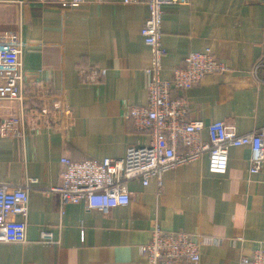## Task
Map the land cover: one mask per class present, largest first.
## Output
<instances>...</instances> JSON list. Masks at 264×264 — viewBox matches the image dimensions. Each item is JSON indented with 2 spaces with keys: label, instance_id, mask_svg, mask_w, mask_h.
Here are the masks:
<instances>
[{
  "label": "crops",
  "instance_id": "0c3cea01",
  "mask_svg": "<svg viewBox=\"0 0 264 264\" xmlns=\"http://www.w3.org/2000/svg\"><path fill=\"white\" fill-rule=\"evenodd\" d=\"M68 1L0 0V60L4 48H17L26 83L45 81L64 91L76 118L68 133L22 132L3 122L16 112L0 99V183L38 181L30 189L27 241H0V264H147L140 247L156 225L213 239L196 264H240L264 246V166L250 173L248 146L230 149L226 173H212L207 155L166 172L161 193L154 178L148 185L130 181V204L107 213L48 193L62 183V158H120L149 142L130 118L133 106L148 103L147 5L86 0L71 7ZM162 44L163 79L193 51L212 49L229 67L185 91L189 119L224 121L237 134L264 126L263 1L167 6ZM94 68L99 82H83L80 71ZM202 134L208 138L207 130ZM43 230L53 233V243L41 242Z\"/></svg>",
  "mask_w": 264,
  "mask_h": 264
},
{
  "label": "built area",
  "instance_id": "2783aa9c",
  "mask_svg": "<svg viewBox=\"0 0 264 264\" xmlns=\"http://www.w3.org/2000/svg\"><path fill=\"white\" fill-rule=\"evenodd\" d=\"M86 0H70L67 6L79 7ZM107 1V0H99ZM263 1L264 0H255ZM126 4H145L149 14L142 28L144 42L152 53L147 69L148 103L133 106L130 118L134 128L149 135V142L134 145L120 158L102 160H72L62 158V183L50 187L48 193L57 194L63 204L84 203L89 210L107 213L110 209L129 205L130 181L140 180L148 185L156 179L158 192L163 191V175L179 166L194 162L204 155L209 159L212 173H226L229 151L233 147L248 146L252 150L249 171L258 173L264 166V126L237 134L229 131L224 121L206 123L189 119V105L185 91L207 75L224 73L229 67L212 49L191 52L172 69L170 79L162 78L165 49L162 44V20L167 6L186 5L190 0H123ZM0 60V99H5L16 113L3 122L19 131L36 132L41 129L68 133L75 125V114L64 91H55L45 81L26 83L22 58L17 48H4ZM83 82L98 83L97 69H82ZM28 89V90H27ZM27 93L29 95H27ZM34 98L37 102L28 100ZM207 130L208 138L203 137ZM37 179L28 178L24 184L0 183V241L24 243L27 241V217L30 210V189ZM54 235L43 230L41 242L51 244ZM186 231H169L156 225L148 243L140 247L147 264H196L202 256L205 243ZM240 264H264V246L252 255L243 256Z\"/></svg>",
  "mask_w": 264,
  "mask_h": 264
}]
</instances>
